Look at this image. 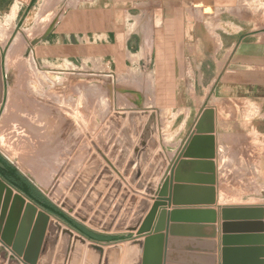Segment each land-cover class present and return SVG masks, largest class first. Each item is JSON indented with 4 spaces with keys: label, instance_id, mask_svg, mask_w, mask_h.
I'll list each match as a JSON object with an SVG mask.
<instances>
[{
    "label": "crops",
    "instance_id": "crops-1",
    "mask_svg": "<svg viewBox=\"0 0 264 264\" xmlns=\"http://www.w3.org/2000/svg\"><path fill=\"white\" fill-rule=\"evenodd\" d=\"M36 1L0 0V17L15 21L20 14L29 11ZM75 1L68 0L58 19L50 26L51 36L33 47V57L46 64L59 60L85 65H93L91 61L95 59L106 61L109 72L114 76L120 75L123 84L136 96L128 102L130 105H116V108L113 105L107 117L112 110L155 113L158 147L163 150L167 165L160 173L147 213L155 203L164 204L155 209L149 233L142 234L141 240L162 225L158 234L164 236L163 248L171 253L168 259H164L166 264H223V250H228V264H264V217L261 220L224 221L220 212L222 207L232 206L221 200V193L229 190L223 177L231 173L225 171V163L235 161L239 166L244 165L245 159L252 154L251 145L257 142L258 113H261V121L264 122V26H260L264 23V0H250V7L244 4L246 0ZM253 1H262L260 13L257 7L252 6ZM211 66L215 69L212 76ZM85 90L89 91L91 101L94 96V103L91 102L89 106L90 119L84 124L85 127L88 125V132L80 131L74 123H67L61 116L55 120L47 116L40 128L29 126L27 129L31 137L37 139L31 142L46 145L39 149L42 154L31 156L32 160L44 161V165L40 169H33V165L30 168L27 164V170L17 166L21 176L28 174L45 190L44 197L57 209L46 196L50 188L46 176L52 175L57 167L50 164V159L55 158L50 156L48 146L62 144L65 142L62 138L72 136L77 149L76 160L85 159L88 145L94 141L98 130V123L91 116L95 111L93 106L96 109V90L91 87ZM203 108L213 110L215 157L211 161L215 164V204L203 205L207 195L193 188L173 192L169 187L166 196L158 199L163 179L170 178L172 189L176 185L175 172L169 174L167 169ZM164 114L168 119L174 116L172 124L179 123L170 142H165L162 135L160 123ZM259 136L264 144V133ZM150 141L149 137L140 140L138 137L131 145L141 144L143 150L150 152ZM130 142L126 130L122 144L119 142L118 149L112 155L114 160L110 158V153L116 139L110 143L104 155L112 165L123 144ZM199 150L205 151L206 145L200 143ZM131 151L127 152L125 160L130 158ZM0 156L9 161L1 153ZM80 166L81 162L76 163L75 167ZM179 173L180 181L187 183L184 185L206 186L208 167L204 165L186 163ZM227 181L229 184V178ZM137 198L144 200L141 195ZM204 210L215 211L213 224L210 223L211 216L202 212ZM226 224L233 226L225 228ZM128 233L135 237L136 232ZM88 239L107 244L125 238Z\"/></svg>",
    "mask_w": 264,
    "mask_h": 264
},
{
    "label": "rangeland",
    "instance_id": "rangeland-1",
    "mask_svg": "<svg viewBox=\"0 0 264 264\" xmlns=\"http://www.w3.org/2000/svg\"><path fill=\"white\" fill-rule=\"evenodd\" d=\"M67 2L68 0H49L44 4L42 0H37L35 5L29 8V11L20 14L15 21H10L7 17H0V31H2L0 34L6 31V37L0 41L1 71L4 81L3 102L0 107V153L9 161L16 157L17 166L23 170H27L29 166L31 168L32 165L34 166L33 169H40L44 161L32 160L31 156L37 157L42 154L39 149L44 148L46 145L31 142L37 139L31 137L28 133L29 126L40 128L43 119L47 116L53 120L61 116V118H65L67 123H74V126L80 131L88 132V125L85 127L84 124L90 119L89 106L91 102L94 103V96L92 95L91 101L89 91L85 89H89V87L95 89L96 109L93 106L95 111L91 116L98 123L96 138L88 145V150L84 155L85 159L82 161L76 160L77 154L75 151L77 149H75V144L72 142V136L62 138V140H65L62 144L55 143L48 146L51 149L50 156L55 158V160L50 159V164L57 167L52 175L46 176L50 181V188L46 191V196L67 215L93 231L114 234L128 233L129 231H126V228L137 223V220L138 226H141L154 208L156 209L164 204L155 203L147 213L153 200V192L158 184L160 173L166 168L167 162L163 150L158 147V134L155 150L152 133L146 132L144 137L151 139L149 145L152 150L150 152L143 150L141 144L131 146L126 144V149L121 147L118 158L113 161L114 165L105 157L104 153L108 152L110 143L114 139H116V143L112 153H110L112 160H114L112 155L118 149L119 142L122 144V140H120L121 122L117 114L124 111L112 110L107 117L108 110L113 105V108H116V105H130L128 102L136 98L129 91L127 85L123 84L120 76H114L109 72V65L106 61L95 59L91 61L93 65H85L81 62L70 63L59 60L46 64L38 62L36 56L33 57L34 50L31 42L51 28L50 26L58 19ZM251 2L246 0L244 4L247 5L246 7H250ZM252 4V6L258 8L260 13L262 1H256V3L253 1ZM260 26H264V23H261ZM51 32L52 30L39 43L49 38ZM15 41L22 43L18 44ZM18 45L20 47H17ZM7 57H10V59L8 58L10 61ZM214 66H211L210 69L211 76L215 75ZM125 113L127 114V112ZM112 115H114V118L110 121ZM165 116L164 114L162 121L160 120L162 135L165 142H170L176 129H178L179 123L172 124L174 116L169 119ZM261 120V113H258L257 121L259 124L256 126L257 132L255 134L257 142L251 145L252 154L245 159L244 165L239 166L235 161L225 163V171L231 173L223 177V182L229 190L221 193V200L232 206L222 208L264 205V144L261 143V137L259 136L264 133V122ZM107 121L109 125H113L115 128L110 127L106 131ZM118 122L119 128L116 127ZM133 123L138 125L137 121ZM126 130L128 135L132 136L136 128L132 129L130 127ZM106 141H108V148L103 151ZM93 144L101 150L108 163L96 151ZM129 150H132L130 158L125 160ZM159 150L162 158L157 154ZM79 162H81V166L76 168V163ZM163 162L165 163L164 166ZM204 166L209 168L207 165ZM208 171L210 172V169ZM207 177H209V173L205 177L206 180ZM203 187H207V185ZM200 188L202 187L197 189ZM203 193L209 199V193L205 191ZM138 195H141L144 200H138ZM207 199L205 202H207ZM62 203L66 206H61ZM143 203L145 204L143 205ZM69 209H73L72 213H68ZM80 209L88 211V218L85 221H81L74 216V213ZM115 229L122 230L115 231ZM160 236L163 244L164 236ZM167 253L165 259L171 256L170 251H167ZM18 260L21 261L20 258ZM81 264H83V261Z\"/></svg>",
    "mask_w": 264,
    "mask_h": 264
},
{
    "label": "water",
    "instance_id": "water-1",
    "mask_svg": "<svg viewBox=\"0 0 264 264\" xmlns=\"http://www.w3.org/2000/svg\"><path fill=\"white\" fill-rule=\"evenodd\" d=\"M48 30L50 31V29ZM48 30L39 38L32 41L31 46L34 47L40 41L44 40L49 32ZM1 64L2 54L0 52V107L3 102L4 94ZM117 117L121 122V127L119 122L116 125V127H120V140L123 139L126 129L132 125L133 129L136 128V131L132 136L130 135L131 142L128 146L134 144L136 138L139 137V140L144 138L146 132L152 133L151 136L154 140V149L156 150L157 126L154 112L148 113L147 111L132 110L127 114L125 112L118 113ZM113 118L114 115H112L109 120L111 121ZM135 121L138 122V125L133 123ZM144 122L146 123L143 128ZM110 127L115 128L113 125H109L107 121L105 126L106 131H108ZM142 128V133H140ZM212 133L213 110L203 108L190 132L183 140L174 160L167 169V173L169 174L175 172L176 185H174L172 189L170 178L163 179L158 199H163L166 196L169 187H171V191L173 192L177 189L198 188L189 185L186 186L184 185L186 183L180 181V169L186 163H193L209 166V177H207V183L205 184L207 187H202L200 189L209 193V199H207V202L203 203L204 205H213L215 203V188L213 187L215 184V166L212 161H209L214 158L215 152ZM200 143L206 145V150L203 152L199 150ZM126 144L127 143L123 144V149H126ZM93 146L95 145L93 144ZM107 148L108 141H106L103 151L107 150ZM95 149L108 163L107 159L102 155L103 153L101 150L97 146H95ZM157 154L162 158L160 150ZM15 158L16 157H13L11 161H5L17 170ZM181 158L194 160H181ZM164 164L163 162V166ZM3 168L4 165L0 162V169ZM22 177L31 185L36 204L39 206L47 204L55 208L63 215L62 218H58L68 225L47 213V210L44 211L36 206L0 176V264H81L82 261L83 264H166L164 259L168 253L166 249L163 248L162 237L158 235L162 225L156 227L153 233L148 234L144 240H141L142 234L149 233L155 208L150 212L148 217H146L141 226H138L137 220V223L126 228V231L129 232L136 231L135 237H133L131 233L116 235L99 234L75 222L63 214L60 208L61 211L52 205L44 197V191L28 174ZM13 192L15 193L13 194ZM144 204L145 203H143V205ZM61 206L65 207L66 204L62 203ZM72 210L69 209L68 213H72ZM203 213L210 214L213 218L211 223L214 222L215 212L213 210H205ZM221 214L225 221L241 219L261 220L264 217V207H225L221 208ZM74 216L81 221H85L88 218V211L80 209L74 213ZM230 225L231 224H226L224 227L230 228ZM101 230L104 231L105 229ZM120 230L122 229H115V231ZM83 234L88 238L96 240L125 239L102 244L86 238ZM227 253L228 250H223V264H228L226 260ZM18 258H20L21 261H19Z\"/></svg>",
    "mask_w": 264,
    "mask_h": 264
},
{
    "label": "trees",
    "instance_id": "trees-1",
    "mask_svg": "<svg viewBox=\"0 0 264 264\" xmlns=\"http://www.w3.org/2000/svg\"><path fill=\"white\" fill-rule=\"evenodd\" d=\"M32 2H35V0H32ZM0 162L4 165V168L0 169V176L4 180H6L13 188L21 191L29 199L33 200L36 203V201L34 200L33 192L31 190V185L17 172L14 167L9 165L1 156ZM42 207L57 217H63V215L59 211L47 204H44Z\"/></svg>",
    "mask_w": 264,
    "mask_h": 264
},
{
    "label": "bare ground",
    "instance_id": "bare-ground-1",
    "mask_svg": "<svg viewBox=\"0 0 264 264\" xmlns=\"http://www.w3.org/2000/svg\"><path fill=\"white\" fill-rule=\"evenodd\" d=\"M42 1H43L44 4L47 2V0H42ZM74 1H75V0H74ZM75 2H76V1H75ZM141 24H142V23H141ZM31 26H32V25H31ZM44 26H45V25H44ZM27 30H29V29H27ZM27 30H26V31H27ZM22 32H23V31H22ZM24 32H25V31H24ZM27 32H28V31H27ZM28 33H29V32H28ZM6 35H7V34H6ZM215 36H216V35H215ZM5 37H6V36H5V33H4V32H3L2 34H0V40H1V41H2V39H4ZM18 37H19V36H18ZM24 39H25V38H24ZM29 39H30V38H29ZM17 40L21 41L20 39H17ZM23 41H24V40H23ZM15 42H16V41H15ZM16 43H18V41H17ZM20 43H22V42H19L18 44H20ZM12 46H13V45H12ZM13 47H15V46H13ZM17 47H20V45H18ZM17 47H16V48H17ZM10 48H11V47H10ZM12 51H13V50H12ZM15 51H16V50H15ZM9 52H10V51H9ZM11 53H12V52H11ZM10 57H11V56H10ZM10 57H7V59H8V58L10 59ZM12 57H13V56H12ZM126 57H127V56H126ZM7 59H6V60H7ZM9 59H8V61H10ZM32 59H33V58H32ZM18 61H19V60H18ZM34 62H35V61H34ZM7 63H8V62H7ZM7 63H6V64H7ZM24 66H25V65H24ZM35 68H36V67H35ZM103 68H104V67H103ZM104 69H105V68H104ZM36 70H37V69H36ZM29 75H30V74H29ZM119 76H120V75H119ZM28 77H29V76H28ZM115 79H116V78H115ZM115 79H114V80H115ZM104 84H105V83H104ZM152 85H153V84H152ZM63 95H65V94H63ZM146 98H147V97H146ZM147 99H148V98H147ZM23 107H24V106H23ZM21 109H22V108H21ZM28 113H29V112H28ZM160 124H161V123H160ZM33 175H34V174H33ZM35 176H36V175H35ZM38 181H39V180H38ZM14 193H15V192H13V194H14ZM26 203H27V202H26Z\"/></svg>",
    "mask_w": 264,
    "mask_h": 264
}]
</instances>
